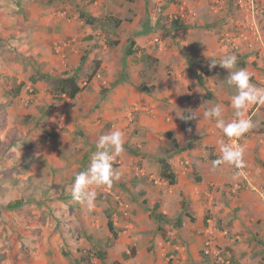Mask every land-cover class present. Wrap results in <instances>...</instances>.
<instances>
[{"label":"crops","instance_id":"obj_1","mask_svg":"<svg viewBox=\"0 0 264 264\" xmlns=\"http://www.w3.org/2000/svg\"><path fill=\"white\" fill-rule=\"evenodd\" d=\"M206 1H189L192 14L175 29L165 28L166 18L171 19L177 10L174 0H0V73L13 74L11 50L32 51L35 60L36 56L39 61L41 56L47 59L45 69L63 72L62 77L75 76L81 87L73 99L67 98L72 106L56 107L59 113L42 106L38 98L24 108L31 115V124L23 131L25 138H41L44 127L55 131L56 150L71 149L70 162L78 170L87 152L79 154L73 146L90 143L87 147L94 148L99 136L117 129L125 135L124 151L115 157L118 180L131 174V191L142 196L140 202L127 204V216L121 202L119 213L109 216L116 233L119 263L115 264H219L201 252L204 234L200 230L207 218L214 224L213 236L225 249L229 264H264V106H257L252 117L256 126L242 141L248 180L233 192L239 174L232 166L225 163L212 169V161L221 156L218 141H224V134L214 120L204 118V112L217 103L224 108L226 123L234 116L231 102L225 100L230 95L222 89L227 70L219 65L209 68L210 59L219 60L232 52L218 49L212 17L204 10ZM61 9L66 10V17L58 14ZM80 13L96 20L85 22ZM108 16L122 22L109 25ZM193 19L198 21L196 28L190 25ZM262 35L264 40L263 30ZM108 37L114 41L105 43ZM62 41H69L64 59L50 53L52 44ZM21 65L13 68L21 73ZM246 71L253 78L263 74ZM23 81L18 75L16 82L21 85ZM141 84L150 92L143 91ZM19 95L26 99L25 94ZM133 105L138 110L128 123L126 112ZM48 111L44 123L41 114ZM193 112L196 120L179 117ZM130 142L142 148L145 156ZM55 159L63 161L60 156ZM18 161L16 168L27 164L21 157ZM164 167L172 174V182L160 175ZM145 178L156 185H148ZM83 218L89 226V219ZM107 221L108 217L106 228ZM128 246L133 248L130 253ZM34 257L38 260L30 264H43L41 251Z\"/></svg>","mask_w":264,"mask_h":264},{"label":"rangeland","instance_id":"obj_2","mask_svg":"<svg viewBox=\"0 0 264 264\" xmlns=\"http://www.w3.org/2000/svg\"><path fill=\"white\" fill-rule=\"evenodd\" d=\"M180 1L174 0L176 6L180 4ZM188 1L191 2V0ZM211 1L207 0L205 2L204 10L209 11V15L212 17L210 21L214 33L217 35L218 43L219 34L234 17L235 8L233 2L228 0L224 9L226 11L217 16L210 9ZM259 2L264 7V0H259ZM64 10L61 9L58 14ZM115 19L118 18L108 16L109 25L115 24ZM169 19L166 18L165 28H173L174 22L181 25L180 27L184 25L182 20L170 19L169 21ZM197 23L198 21L193 19L190 25L196 28L199 26ZM214 23L216 24L214 25ZM260 25L264 32V11L261 15ZM180 27L174 28L178 29ZM113 41L108 37L104 42L112 43ZM51 52L55 55L53 44L50 48ZM0 53H2V50ZM232 53L224 54V56L236 55V53ZM36 57L35 60L32 51L24 54L22 51L11 50L13 74L2 75L0 73V264H17L19 261L30 264L31 260H38L34 255L40 253V251L44 256L43 264L119 263L115 258L117 255L114 248L116 233L113 231L114 236L112 231L109 230V232L104 225V221L112 213H119L120 202L122 205L140 202L142 193L138 194L137 190H133L132 193L133 176L128 174L122 177L121 180H115L111 188L99 187L96 189L98 194L95 207L97 209L104 207L101 210H95L96 208H94L92 211H88L85 205L72 199L71 188L75 174L86 170L90 166L91 155L97 150L96 145L93 146L94 148L87 147L90 143L73 146L79 154L82 150L87 152L82 167L75 170L73 168L74 164L70 162L68 155L71 149L58 147V150H56L53 140L55 131L44 127L42 128L41 138H38V136L25 138L23 131L28 123L31 124V115L25 114L23 109L34 105L37 98L42 106L48 109L54 108L57 113L61 112L60 109H65L64 106H72L71 100L69 101L65 95L57 94V89L53 86L57 77H62L63 72H52L45 69L47 59L41 56L39 61V57ZM236 57V69H250L263 73L262 68L253 66L251 61L244 59V56L237 54ZM141 58L145 59V55H142ZM130 59L135 61L133 57ZM148 62L152 63L150 59H148ZM16 63L22 64L20 66L21 73L16 70V67L13 68ZM249 74L252 81L253 74ZM18 75H21V79L24 80L21 85L16 82ZM227 79L228 76L223 82L222 89L230 95L225 100L231 102L232 97L236 94V89L234 86L227 84ZM12 87L15 88L10 91ZM17 88H19V91L16 93ZM39 91H42V93L38 97ZM20 93L25 94L24 98L26 99L21 98ZM57 106L60 109L56 108ZM18 109H21V112ZM48 114L49 111L48 113L42 112V122L45 123V117L47 118ZM37 124L32 127L34 128ZM9 137H12L13 141L19 139L21 143L12 144V142H9ZM169 143L172 145V142ZM131 144L137 148L139 155L145 156L142 148L135 143ZM165 149L168 152L167 148ZM56 151H58V154ZM163 152L166 153L165 150ZM55 156H60L63 161H57ZM20 157L27 164L21 166L22 168H16L19 165L18 160H20ZM118 165L119 162L115 160L113 167L116 171H118ZM145 183L156 185L153 179L148 180L145 178ZM13 202L16 203V207H9L8 203ZM83 217L89 219V226H86ZM163 237L166 240L165 232ZM127 249L129 253L133 250L130 246ZM163 259L165 262L168 261L165 254Z\"/></svg>","mask_w":264,"mask_h":264},{"label":"clouds","instance_id":"obj_3","mask_svg":"<svg viewBox=\"0 0 264 264\" xmlns=\"http://www.w3.org/2000/svg\"><path fill=\"white\" fill-rule=\"evenodd\" d=\"M209 68L219 65L227 70V84L234 86L236 94L232 97L231 106L234 109V118L230 122H225L224 108L221 104H215L204 112V118L214 120L216 127L220 129L230 143L223 140L218 141L221 156L212 161V169H217L222 164H228L235 169H243L244 147L239 143L240 139L250 132L255 126V122L247 115L249 106H264V87H257L252 84L251 76L245 69H236L237 57L235 55H225L219 60L210 59ZM185 120H196L195 112L187 117L179 116ZM125 135L119 129L110 134L101 135L96 143V152L91 157L90 166L86 170L77 172L71 188L72 199L85 205L88 211L95 208L97 197L96 189L104 187L111 188L115 180L120 178V173L113 167L115 157L124 151ZM237 174H239L237 172Z\"/></svg>","mask_w":264,"mask_h":264},{"label":"built area","instance_id":"obj_4","mask_svg":"<svg viewBox=\"0 0 264 264\" xmlns=\"http://www.w3.org/2000/svg\"><path fill=\"white\" fill-rule=\"evenodd\" d=\"M98 0H92L96 3ZM228 0H212L210 6L211 11L215 15L223 14ZM234 4V17L225 25L224 29L219 34L218 49L221 52L232 51L234 53L244 56L245 60L258 64L259 68L263 69V74L259 77L253 78L252 84L257 87H264V40L262 37V30L260 19L264 7L260 4L259 0H230ZM66 11L60 12L62 17L66 16ZM192 14V6L188 0H181L177 6V10L171 15L173 20H184ZM67 41V40H66ZM155 42H159V38H154ZM69 45V41L55 42L53 50L61 59L65 58V47ZM99 76V74H96ZM31 91V89H30ZM258 105L249 106L247 115L251 118ZM138 110L135 105L131 106L130 110L126 112L128 123H132L133 111ZM234 118V116H233ZM232 118V119H233ZM244 137L240 139L239 143L242 145ZM224 142L230 143L229 139L224 136ZM239 173V180H237L232 187L235 192L240 189L242 184L248 180L249 172L244 167L243 169H235ZM122 212L126 215L127 204L122 205ZM214 224L210 218L205 220L200 232L204 234L202 239V255L212 259L219 264H229L228 256L223 247L219 246L213 236Z\"/></svg>","mask_w":264,"mask_h":264},{"label":"trees","instance_id":"obj_5","mask_svg":"<svg viewBox=\"0 0 264 264\" xmlns=\"http://www.w3.org/2000/svg\"><path fill=\"white\" fill-rule=\"evenodd\" d=\"M127 1H131V0H127ZM81 18H83V20L85 22H93L95 21L96 19L93 18V17H90V16H87L83 13H80L79 15ZM127 20V19H126ZM122 22V19L118 18V19H115V25L117 26L118 24H120ZM173 27H180L181 25H179L177 22H174V25H172ZM196 77L199 81V83H202V79H201V75L200 74H196ZM53 86H55V88L57 89V94H63L65 95L67 98L69 99H73L75 97V95L81 90V87L80 85L77 83V80H76V77L75 76H64V77H57L55 83L53 84ZM140 88L149 93L150 92V89L147 88L145 85H140ZM173 141V144L175 146H178V143L176 142L175 139H172ZM10 143L12 142V144L14 143L13 139H11L9 141ZM1 145V144H0ZM3 152V151H1ZM165 163L162 162V166H164ZM160 175L168 178V180L170 182H172V174L167 172L166 168H162L160 170ZM142 202H145L144 200ZM8 206L9 207H16V203H8ZM158 220L162 219V216L161 215H157L155 214L154 215ZM107 228L108 230L110 231H114L113 230V227H112V223L111 221L109 220L108 218V221H107ZM114 236H115V233L113 232ZM125 256V255H124Z\"/></svg>","mask_w":264,"mask_h":264}]
</instances>
